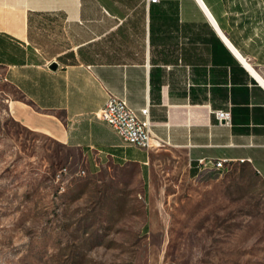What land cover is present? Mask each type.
<instances>
[{"label": "crops", "instance_id": "1", "mask_svg": "<svg viewBox=\"0 0 264 264\" xmlns=\"http://www.w3.org/2000/svg\"><path fill=\"white\" fill-rule=\"evenodd\" d=\"M54 64L53 70L49 66ZM264 0H0V80L23 128L77 153L83 170L134 168L152 152L247 166L264 183ZM147 107L160 147L127 145L96 118L108 96ZM228 111L229 126L213 113ZM241 161V163H239Z\"/></svg>", "mask_w": 264, "mask_h": 264}, {"label": "rangeland", "instance_id": "2", "mask_svg": "<svg viewBox=\"0 0 264 264\" xmlns=\"http://www.w3.org/2000/svg\"><path fill=\"white\" fill-rule=\"evenodd\" d=\"M0 80V264H264V183L242 164L188 177L181 151L87 174L11 117Z\"/></svg>", "mask_w": 264, "mask_h": 264}, {"label": "built area", "instance_id": "3", "mask_svg": "<svg viewBox=\"0 0 264 264\" xmlns=\"http://www.w3.org/2000/svg\"><path fill=\"white\" fill-rule=\"evenodd\" d=\"M156 3L157 0H145ZM214 118L219 125L229 126L230 114L226 111H215ZM96 118L112 128L121 141L139 149L151 150L160 147L150 131L152 123L148 119L147 107L136 114L125 103L113 96H108L104 105L96 113ZM241 163V161H239ZM228 162L222 160L199 159L196 161L197 174L204 171H221Z\"/></svg>", "mask_w": 264, "mask_h": 264}, {"label": "bare ground", "instance_id": "4", "mask_svg": "<svg viewBox=\"0 0 264 264\" xmlns=\"http://www.w3.org/2000/svg\"><path fill=\"white\" fill-rule=\"evenodd\" d=\"M255 77L264 85V82L262 81V79L260 77H258V76H255ZM221 170H223V169H221Z\"/></svg>", "mask_w": 264, "mask_h": 264}, {"label": "water", "instance_id": "5", "mask_svg": "<svg viewBox=\"0 0 264 264\" xmlns=\"http://www.w3.org/2000/svg\"><path fill=\"white\" fill-rule=\"evenodd\" d=\"M54 68H55V65L54 64H52V65L49 66V69H51V70H53Z\"/></svg>", "mask_w": 264, "mask_h": 264}]
</instances>
